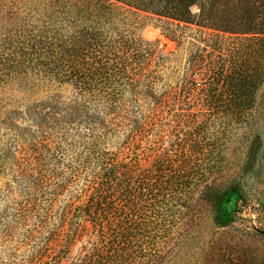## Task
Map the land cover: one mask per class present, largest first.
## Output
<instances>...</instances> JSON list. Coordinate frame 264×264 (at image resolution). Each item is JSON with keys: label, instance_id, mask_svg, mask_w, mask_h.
Instances as JSON below:
<instances>
[{"label": "trees", "instance_id": "1", "mask_svg": "<svg viewBox=\"0 0 264 264\" xmlns=\"http://www.w3.org/2000/svg\"><path fill=\"white\" fill-rule=\"evenodd\" d=\"M124 2L181 22H191L197 16L215 28L230 26L223 21L224 6L219 0ZM231 2L228 0L227 6ZM194 7L199 9L197 15ZM5 32L0 64L26 77L14 85L0 78V101L3 93L11 95L9 87L15 85L27 87L31 95L46 91L48 96L21 103L4 123L13 132L19 154L15 164L22 199L0 226V247L19 242L11 244V253H0V264H148L150 252L156 253L152 244L159 246L158 241L153 242L154 236H161L164 229L152 233L148 218L140 221V202L144 196L169 202L166 194L171 177L176 175L182 182L179 179L192 176L199 166L189 164L188 157L184 165L161 163L146 171L142 185L132 171L135 163L126 153L128 148L103 149L111 142L109 132L125 121L133 123L127 116L130 105L137 110L149 105L146 124L159 109L173 104L214 117L222 88L237 65L230 62L228 67H217L202 52H196L188 58L183 81L175 85L165 82L160 93V73L167 65L159 59L151 68L152 56L144 54L150 56L152 49L135 38L134 30L116 18L113 5L105 0H45L42 7L36 5L22 16H12ZM124 33L132 36L124 37ZM7 87L5 92L1 90ZM190 116L184 115L183 120ZM19 117L24 127L16 124ZM25 127L35 130L31 133ZM53 141L58 143L56 154L46 155L43 150H50ZM128 158L129 163L125 161ZM50 161L62 165L61 172L50 169ZM82 174L85 183L80 190L57 207L59 196ZM206 188L202 199L215 206L227 198L239 202L235 189ZM159 212L155 215L163 220L165 214ZM139 231L146 233L143 241ZM78 243L81 246L74 253Z\"/></svg>", "mask_w": 264, "mask_h": 264}, {"label": "rangeland", "instance_id": "2", "mask_svg": "<svg viewBox=\"0 0 264 264\" xmlns=\"http://www.w3.org/2000/svg\"><path fill=\"white\" fill-rule=\"evenodd\" d=\"M44 1L0 0V46L12 16H22L36 5L42 7ZM105 1L113 5L116 18L134 30L135 38L146 43L145 48L152 49L150 56L144 54L146 58L152 56L151 68H155L159 59L167 65L160 73L162 80L157 87L160 93L165 82L173 81L175 85L183 81L188 58L196 52H202L217 67H228L230 62L237 65L222 88L214 117L205 111L199 115L190 113L193 107H186L187 111L173 104L159 109L158 115L146 124L144 118L150 113L149 105L140 110L130 105L127 116L133 123L125 121L109 132L111 142L103 149L128 148L126 153L135 163L132 171L137 173L140 183L145 181L143 175L147 170H154L161 163L179 166L188 157L189 164L199 166L192 176L179 179L182 182H178L176 175L171 177L166 194L169 202L156 201L153 196V199L144 196L145 200L140 202V221L148 218L152 233L164 229L161 236L153 235V242L158 241L159 246L152 244L156 253L150 252L148 264H264V0H232L229 6L228 0H219L224 6L223 21L230 22L227 29L212 27L197 16L187 23L142 11L125 0ZM192 11L199 13L197 7ZM131 36L124 33V37ZM25 77L22 73L9 72L0 64V78L13 84ZM197 82H201L200 76ZM6 89L1 88L3 92ZM9 90L11 95L3 93L0 101V226L12 215L14 204L22 199V184L16 176L15 164L19 154L13 132L4 123L21 103L41 101L48 96L46 91L31 95L25 86H10ZM188 114L190 118L183 120ZM196 121L201 124H195ZM16 124L23 126L20 117ZM133 124L137 128L135 136ZM25 128L31 133L35 130ZM71 132L78 135L76 129ZM50 143V150H43L46 155L56 154L57 141ZM125 161L129 163L130 158ZM47 163L50 169L61 172L62 165ZM170 174L173 173L166 175ZM83 183L82 174L59 196L57 207L76 194ZM206 185L235 189L240 195L239 202L227 198L215 206L203 200ZM143 210L144 214L140 215ZM158 210L159 214L164 212L163 220L155 215ZM139 232V240L143 241L142 234L146 233ZM17 243L1 246L0 253H11V244ZM80 246V243L76 245L74 253Z\"/></svg>", "mask_w": 264, "mask_h": 264}]
</instances>
